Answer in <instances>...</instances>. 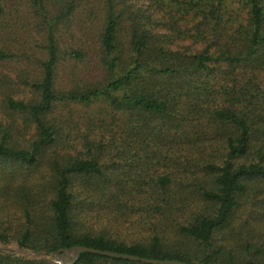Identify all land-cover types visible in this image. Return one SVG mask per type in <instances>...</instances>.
Returning a JSON list of instances; mask_svg holds the SVG:
<instances>
[{
  "label": "trees",
  "instance_id": "16d2710c",
  "mask_svg": "<svg viewBox=\"0 0 264 264\" xmlns=\"http://www.w3.org/2000/svg\"><path fill=\"white\" fill-rule=\"evenodd\" d=\"M134 215L129 236L116 223ZM11 241L264 264V0H0ZM0 264L54 263L0 252Z\"/></svg>",
  "mask_w": 264,
  "mask_h": 264
},
{
  "label": "water",
  "instance_id": "95a60500",
  "mask_svg": "<svg viewBox=\"0 0 264 264\" xmlns=\"http://www.w3.org/2000/svg\"><path fill=\"white\" fill-rule=\"evenodd\" d=\"M83 252L94 253L97 255H102L110 258L125 259L134 262H142L145 264H191L179 260H158V259L144 258L137 255L114 252L109 250H100L86 246H74L63 250L61 253H53L51 255H46L42 252H35L34 254H36L39 257V260H44L54 264H75L79 256Z\"/></svg>",
  "mask_w": 264,
  "mask_h": 264
},
{
  "label": "rangeland",
  "instance_id": "374dc122",
  "mask_svg": "<svg viewBox=\"0 0 264 264\" xmlns=\"http://www.w3.org/2000/svg\"><path fill=\"white\" fill-rule=\"evenodd\" d=\"M37 40L38 39H36V37H34V39L32 40V43H31V48L34 49L35 42ZM33 52H37V49L33 50ZM15 74H16V72H15ZM28 74H30V76L32 78H34V76L37 74V67L30 63L26 67V69H23L22 76L27 78ZM18 88L21 90V92H23V90H24L23 87H21V86H16L15 87V89H18ZM26 95L27 96L30 95L28 91L26 92ZM15 96L18 97L20 95L19 94H17V95L15 94ZM81 124L83 126H85L84 123H81ZM138 221H139V216L138 215H134L132 217H126L125 219H119V221L116 224L121 228V232L131 236L133 234V227L130 228L132 226L131 224H133V226H138L139 227ZM0 252L4 253V254H12V255H15V256L24 257V258H27V259L39 260V257L36 254H34V253L35 252H42V251H35V250H32V249L22 248L15 241H11L9 243L0 242ZM42 253H44V252H42ZM44 254H46V253H44ZM49 255H51V254H49Z\"/></svg>",
  "mask_w": 264,
  "mask_h": 264
}]
</instances>
